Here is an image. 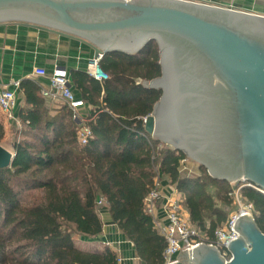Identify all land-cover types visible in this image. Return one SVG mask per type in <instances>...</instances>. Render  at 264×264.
<instances>
[{
    "label": "trees",
    "instance_id": "16d2710c",
    "mask_svg": "<svg viewBox=\"0 0 264 264\" xmlns=\"http://www.w3.org/2000/svg\"><path fill=\"white\" fill-rule=\"evenodd\" d=\"M100 66L109 77L104 82L86 71L69 73L78 98L92 108L86 146L78 142L83 125L72 109L67 104L50 109L35 79L19 85L25 106L11 149L4 145L7 133L0 122V147L15 155L11 168L0 170V264H117L109 247L94 253L76 246V237L102 236L100 199L143 263L165 264L166 239L144 205L157 179L180 194L181 208L192 227L206 234V244H215L217 230L228 222L231 184L200 165L199 176L183 175L188 157L146 132L143 120L162 97V91L143 86L162 75L158 44L149 43L137 55H105ZM241 184L246 186L240 197L253 206L264 233V194Z\"/></svg>",
    "mask_w": 264,
    "mask_h": 264
},
{
    "label": "water",
    "instance_id": "95a60500",
    "mask_svg": "<svg viewBox=\"0 0 264 264\" xmlns=\"http://www.w3.org/2000/svg\"><path fill=\"white\" fill-rule=\"evenodd\" d=\"M20 23L77 38L95 58L137 55L155 41L162 91L146 132L230 184L264 191V16L190 0H0V24ZM64 69V68H63ZM15 155L0 147V170ZM232 259L206 243L182 264H264V233L239 216Z\"/></svg>",
    "mask_w": 264,
    "mask_h": 264
},
{
    "label": "crops",
    "instance_id": "0c3cea01",
    "mask_svg": "<svg viewBox=\"0 0 264 264\" xmlns=\"http://www.w3.org/2000/svg\"><path fill=\"white\" fill-rule=\"evenodd\" d=\"M190 1L264 16V0ZM93 58H95L94 48L77 38L26 24H0V84L7 85L17 94L15 110L17 121H9L0 111V122L3 123L6 133L13 126L17 128L21 126L18 115L25 106V96L16 85H20L25 79H35L41 83L43 89H49V78L34 76V69H44L50 74L58 66L66 69L69 73L71 71L87 72L88 64ZM70 86L75 95L80 98L79 93L72 86L71 77ZM64 104V101L60 99H47V105L53 110L60 109ZM91 109L90 106L81 109L84 120L83 122L79 121V124L87 123ZM160 189L163 198L158 202V214L162 219L165 217L162 206L167 199L176 201L180 205L181 196L168 181L161 182ZM184 214L189 218L188 213L184 212ZM101 218L104 223L102 236L96 240L76 237V246L83 251L94 253H100L105 247H109L117 254L118 258L123 260L122 264H144L134 245L112 222L107 207L103 206Z\"/></svg>",
    "mask_w": 264,
    "mask_h": 264
},
{
    "label": "built area",
    "instance_id": "2783aa9c",
    "mask_svg": "<svg viewBox=\"0 0 264 264\" xmlns=\"http://www.w3.org/2000/svg\"><path fill=\"white\" fill-rule=\"evenodd\" d=\"M124 1L129 2L132 0ZM102 58V56L93 58L87 67V73L100 82L109 79L108 75L100 66ZM33 75L42 78L48 77L49 89H42V95L48 99H60L64 101L72 109L74 119L78 122H83L84 119L81 115V109H84L87 105L73 92L70 86V75L66 69L56 66L52 73L48 74L46 70L36 68L33 71ZM16 86L19 87V85ZM16 108V92L11 90L7 85L0 84V111L9 121L16 122ZM147 119L145 118L143 120L144 124H146ZM81 124L83 127L78 132V142L81 146H86L92 137V132L85 123ZM155 186V189L145 199V211L153 217L157 231L166 239L165 264H181L182 262L177 259L180 252L192 250L196 246L205 243L206 234L192 227L189 218L185 216L183 209L176 201L167 199L162 206L165 217L161 219L158 214V202L163 197L160 189L161 181L159 179L156 180ZM253 188L264 194V191L254 186ZM236 196L239 197V194H236ZM98 205L99 207H103L105 201L100 199ZM242 215L253 216V206L251 204L241 205L239 210L230 216L228 222L217 230L215 244H211L222 251L227 261L232 259L231 254L228 252V246L233 240L239 237L235 230V222ZM122 261V259L118 258L117 264H122Z\"/></svg>",
    "mask_w": 264,
    "mask_h": 264
},
{
    "label": "rangeland",
    "instance_id": "374dc122",
    "mask_svg": "<svg viewBox=\"0 0 264 264\" xmlns=\"http://www.w3.org/2000/svg\"><path fill=\"white\" fill-rule=\"evenodd\" d=\"M19 128H10V130L8 131L7 133V142L4 143V145L6 147H8V149H11V143L14 141V139L17 137V131L16 130H19ZM4 146V147H5ZM5 147V148H6ZM182 173L183 175L185 176H188V177H197L200 175V169H199V165L194 163L193 161L191 160H186L184 163H183V167H182ZM167 181V180H165ZM161 182H163V180H161ZM244 186H246V184H231L230 185V189H231V193H232V196L234 197V206L232 209H230L229 211V214L230 216H232L235 212H237L240 208L241 205H246L247 203L240 197V189H242ZM216 190L212 189L211 190V193H215ZM236 194H239V197L236 196ZM184 211V209H183ZM185 213H187L186 211H184ZM189 215V214H188ZM190 217V216H189Z\"/></svg>",
    "mask_w": 264,
    "mask_h": 264
}]
</instances>
